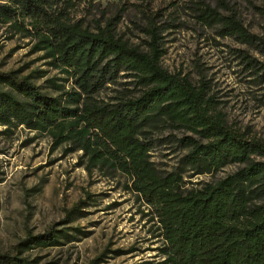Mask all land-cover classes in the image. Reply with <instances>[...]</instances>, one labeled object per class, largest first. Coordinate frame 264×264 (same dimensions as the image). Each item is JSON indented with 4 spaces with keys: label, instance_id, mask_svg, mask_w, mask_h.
Listing matches in <instances>:
<instances>
[{
    "label": "trees",
    "instance_id": "trees-1",
    "mask_svg": "<svg viewBox=\"0 0 264 264\" xmlns=\"http://www.w3.org/2000/svg\"><path fill=\"white\" fill-rule=\"evenodd\" d=\"M86 1L0 0V25L29 38L49 66L72 80L70 90L50 96L29 78L0 74V126L48 133L57 145L81 151L90 174L98 169L126 177L128 190L154 213L163 240L161 260L144 264H264V143L230 127L203 82L195 86L162 67L161 28L154 16L146 28L149 49L143 51L116 37L111 22L95 32L83 28L74 13ZM190 1L197 20L218 28L219 35L264 45L230 0H214L215 7ZM255 8L264 17V7ZM123 78L133 88L106 99L105 91ZM166 126L195 135L175 139L187 150L182 171L162 173L151 161L153 135ZM230 164L242 167L216 182L182 185L185 168L196 176ZM80 208L67 219L81 214ZM60 239L70 236L52 228L19 248L59 246ZM0 264L31 263L18 252L0 254Z\"/></svg>",
    "mask_w": 264,
    "mask_h": 264
},
{
    "label": "rangeland",
    "instance_id": "rangeland-1",
    "mask_svg": "<svg viewBox=\"0 0 264 264\" xmlns=\"http://www.w3.org/2000/svg\"><path fill=\"white\" fill-rule=\"evenodd\" d=\"M204 1L216 6L214 0ZM230 3L244 26L264 42V17L255 8L264 7V0ZM194 4L190 0H87L74 16L92 32L111 22L116 37L143 51L149 49L146 28L149 17L154 16L161 28L162 67L195 86L203 82L228 125L264 143V45L219 35L218 28L197 20ZM43 55L34 51L29 38L0 25V74L13 72L19 79L29 78L50 96L70 90L72 80L49 66ZM128 81L131 79H120L104 97L133 88L123 85ZM2 88L9 89L6 83ZM187 135L195 136L168 126L153 135L156 144L150 157L159 171L184 169L187 150L175 139ZM81 156L70 145H57L48 133L0 126V254L20 252L31 264L160 261L163 240L152 210L128 190L126 177L98 169L90 174ZM240 167L230 164L218 172L196 176L185 168L182 185L190 189L216 182ZM77 205L81 214L67 219ZM52 228L68 233L70 239H60L59 246L19 248L29 237L43 236Z\"/></svg>",
    "mask_w": 264,
    "mask_h": 264
}]
</instances>
